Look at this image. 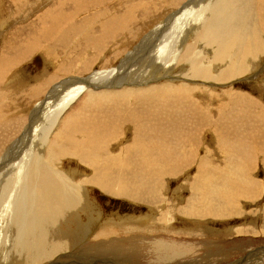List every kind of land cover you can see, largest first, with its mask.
I'll return each instance as SVG.
<instances>
[{"label": "bare ground", "instance_id": "1", "mask_svg": "<svg viewBox=\"0 0 264 264\" xmlns=\"http://www.w3.org/2000/svg\"><path fill=\"white\" fill-rule=\"evenodd\" d=\"M79 1L83 0L58 1L59 5H68L72 8L71 11L63 14L64 18L61 20L71 29L68 28V31L70 30L68 35L57 32L61 27L53 9L39 18L45 21L46 18H51L49 28H41L43 30L40 31L38 29L39 32L35 35L38 26H46L45 21L43 26H41L42 20L35 21V28L23 30L22 34L33 37L36 43H40L38 49L46 47L47 43L51 42L49 43L51 46L46 50L48 55L59 52V49L62 51L69 44L67 39L72 36L70 32L74 34L80 30L84 32L88 23L92 24V21L98 20L95 19L98 15L80 20L76 18L102 8L107 0H88L83 5L84 2L79 4ZM235 1L186 2L181 10L172 14L170 21L167 20L169 22L142 38L134 50L132 49L131 54L127 58L124 57L126 59L122 60L120 65L118 64V68L93 72L82 81L68 78L55 87L48 96L46 95L43 105L33 108L31 114L34 119L28 121L20 137L7 147L0 158V237L3 238V242L0 239V264H44L53 255L65 252L69 250L68 248L73 251L86 248L90 252L88 264H126L128 260L133 261V258H129L131 254L134 257L140 254L138 258L149 264H177L185 253L191 251L190 246L172 244L160 239L141 243L139 245L141 248L137 249L130 242L131 251L127 252L120 244L121 240L112 237V232H109L111 230H102L103 232L98 235L90 237V226L94 225L96 218L90 219L91 207L86 210L85 190L92 188L110 198L132 200L137 198L136 194L139 196L148 194V197L152 198L151 192H153L156 198L163 182L162 178L169 173H172V176L176 173L174 168L177 162L186 169L193 164L196 166L197 174L194 176V186L192 185L195 197L190 202L196 206L198 214L215 219L226 218L234 214L232 210L228 211L232 208L233 200H248L252 195H255L256 199L250 202L251 206H249L251 208L258 206L264 198L262 188L264 183L262 182L261 185L257 180L246 182L235 176L233 172V169L239 170L242 167V162L237 159L239 155L242 156V152L231 148L229 154L226 153L227 168L225 171H217L222 177L216 181L210 175L212 169L202 162L204 161L202 158L197 164L195 163L194 158H197L198 151L193 147L196 143L194 139V141L188 138L172 141L155 135L159 129L158 125L165 124L166 119H173L182 113L177 104L175 105L179 101V106L184 107L190 119L200 120L205 137L210 134L215 140L217 136H221L215 141L217 148H214L213 153L220 154L224 150L220 144L225 139L224 134L228 136L230 130L227 125L231 124L227 113H223L227 109V101L242 105L246 93L241 95L228 92L225 94L228 98L226 99L225 95L219 98L210 91H216L213 90V87L218 85L214 84L215 82L225 83L248 73L253 62L264 54V40L261 38L264 34L260 30L262 35L259 36L255 28L247 25V17L237 15L239 10L237 11V7L232 4ZM24 2L21 3L27 4L28 1ZM260 2L261 0H247L245 5L247 7H243L253 12L255 20L262 25V19L256 15L261 10ZM197 4L199 6H196ZM257 4L259 7H256ZM19 6L21 8V4L16 8ZM186 7L191 11L186 12ZM20 8L18 10H21ZM109 12L110 10L105 13L109 15ZM111 12L113 13L112 10ZM114 17L117 19L119 16ZM115 19L108 23L109 29L117 30L128 25L124 15ZM153 21L157 20L153 19ZM242 32L248 35H241ZM58 34H64L66 39L58 40V36L56 40L54 35ZM13 43V40L5 41L0 54V73L5 64L11 67L13 61L9 59V54L15 48ZM33 52L30 45H25L21 48V57ZM48 58L50 60L51 57ZM79 61L85 68L89 60L82 56ZM164 73L170 77L178 73L185 82L172 79L158 84L152 83L164 77L162 75ZM2 74L3 72L0 75ZM192 80L197 83L191 84ZM207 82L214 83L206 87L204 84ZM84 93L89 94L85 104L79 108V111L77 110L78 113L76 112L74 117L72 115L68 118L64 117L66 119L61 121L65 112ZM197 97L210 103L206 105L205 112H202V109H188L197 101ZM221 99H225L226 103L221 104ZM250 102L251 100L245 101V103ZM173 109L174 112L170 111ZM211 109L215 110L214 114ZM217 127H222V131ZM236 133L238 134L237 131ZM194 138L197 140V137ZM164 159L165 162H162ZM76 161L85 165L88 170L82 174L77 170L74 171L75 168L71 169L72 172L64 169L66 162ZM236 162L239 163L240 168L235 166ZM262 163L264 165V158ZM165 166H171L167 168L171 171H160ZM248 167L249 165L245 167L246 170ZM228 176L235 178L233 183L230 182V186H225L224 179ZM259 186L262 192H256ZM165 203L167 204V200ZM242 206L244 207V204ZM187 213L191 214L192 211L188 210ZM82 215L86 218L85 223L79 220ZM252 216L259 218L260 223H264V206L257 210L256 216L254 213ZM126 220L127 218L123 221L125 231H136L134 229L142 227L138 222L131 225ZM71 225H76V230L71 229ZM103 225L105 228L113 226L109 219H106ZM87 240L89 243L84 247L83 244ZM263 254L252 255L249 259L255 260V256ZM243 260L245 258L239 262Z\"/></svg>", "mask_w": 264, "mask_h": 264}, {"label": "rangeland", "instance_id": "2", "mask_svg": "<svg viewBox=\"0 0 264 264\" xmlns=\"http://www.w3.org/2000/svg\"><path fill=\"white\" fill-rule=\"evenodd\" d=\"M24 1H28L26 2L28 5L24 4ZM58 1L60 0H0V6H2L0 7V54H2L5 41L13 40V44L15 45V48L9 54V59L14 63H11L10 68L5 64L1 71L4 76L3 74L0 75L3 76L0 77L2 79L0 80V158L7 150V147L20 137L24 128L28 125V121L34 119L31 114L33 113V108L36 109L37 106L39 107L43 105L45 99L55 87L59 86L68 78H74L72 79L74 81H82L84 78L89 77V75L91 76L93 72L96 73V71L99 70L104 71L115 69L122 60H125L131 54L134 48L142 41V38L147 37L152 31L169 22L173 13L179 9L181 10L186 2H190V0H107L103 3L102 8L89 11L76 18V20H80L81 18L98 15L95 17V19L98 20L92 21V24L88 23L90 26H86V31L84 30L83 32L80 30L79 32H75V34L70 32V34L72 33V36H69L67 39L69 42L68 46L66 45L65 47L67 51L65 48L62 49V51L59 49V52L57 51L52 55H48V53L46 54V50L51 46V44H49L51 42H48L46 47H40V49H38L40 43H36L33 37H27L22 33L29 30L30 27L34 29V24L37 21L42 20L39 18H41V16L43 17L46 12L53 9L57 15V22L61 27L57 32L68 35V32L71 29L69 28V25L63 24L61 20L64 18L63 14L71 11L72 8L68 5H59ZM243 1L244 0H236L235 2H232L234 7H237V11L239 10L237 15L247 17V25L251 28H255L259 36H261L264 34V0H261V10L256 14L262 19V25H260L259 21L255 20L253 12L244 9V7H247L245 6L247 0ZM80 2H84L82 3L83 5L88 2V0L79 1V4H81ZM20 4L21 8L20 6L16 8ZM196 6H199V4ZM256 7H259V4H257ZM19 8L21 10H18ZM108 10H110V17L105 13ZM187 11L190 12L191 10H188L186 7V12ZM240 12L241 14H239ZM105 15L107 16L105 17ZM123 15L126 17L127 26L129 27L125 28L127 26H123V28L120 27L117 30L114 28L109 29L108 23L114 21V16H119L117 18L119 19ZM46 19V21L45 19L42 20L41 24V26H43L46 22V26H38L35 35H37V32H39L41 28H49L51 18ZM153 19L157 21L155 22ZM68 28L70 29L69 31ZM260 30L262 31V34H260ZM19 32L21 33L19 34ZM64 34L54 36L56 40L58 36V40H62L66 39ZM62 35L64 38H62ZM241 35L248 34L242 32ZM261 38L264 40V35H262ZM25 45H30L34 52L32 54L28 53V56L24 55L21 57V48ZM71 46L72 48H70ZM106 48L109 50H106ZM42 53H44V55ZM67 53L68 55H66ZM52 56L55 57L53 58ZM82 56L86 58V60H89L85 68L84 66L82 67V63L79 61ZM48 57H51L50 60ZM253 63L254 64L250 66L249 72L237 79L225 83L213 82L218 85L213 87V90L216 89L215 92L210 91L213 95L219 98L223 97L228 92H235L241 95L246 93L244 95L246 99L241 102L242 105H237L234 101H227V109L224 110L223 113H227V118L231 124L227 125V128L230 130V135L228 134V136H226L224 134L223 137L225 139L220 144L221 147L224 148V152L222 151L220 154L213 153L214 148H217V143L215 141L221 136H217L215 140L210 134L205 137L206 134L204 132V127H202L200 120L198 118L190 119V115L186 112L184 107L182 105L179 106V101L176 102L175 105L177 104L176 106H178L182 113L178 114L173 119H166L167 121L165 124L158 125L159 129L156 132L157 134H155L159 138L165 137L172 141H179L180 139L186 138L191 141L195 140L196 143L193 144V147L198 151L196 153L197 158H194L195 163L197 164L199 162L198 160L202 158V160H204L202 162L212 169L210 175L214 180L216 179V181H219L222 177L217 171H225V168H227L228 163L226 153L229 154V151L233 148L234 151L242 152V156L239 155L240 157H237V159L242 162V167L240 168L239 163L237 164L236 162L235 166L240 169H233V172L235 173L234 175H237L246 182L257 180L261 185L262 182L264 183V165L262 163L264 158V54ZM5 66H7L8 69L5 68ZM217 71L218 70H215V72ZM162 75L164 77L160 78L161 80L158 79L152 83L158 84V82H165V80L167 82V80L171 81L172 79L174 81L180 79L181 81L179 80L178 82H185L178 73L172 75L173 77L166 76L165 73ZM190 83L195 84L197 81L192 80ZM213 83L207 82L204 85L207 87ZM88 94L89 93H84L81 95L77 100L78 102L76 101L73 103L70 106V109L65 112V115L61 117V121L65 120L70 115L74 117L77 110L79 111V108L85 104ZM225 98L228 99L226 95ZM247 100H251V102L245 103ZM220 103L224 104L226 103V100L221 99ZM207 104L209 105L210 103H206L204 100H201L200 97H197V101L188 109H202L201 111L205 112ZM50 105H52V103ZM170 111L174 112V109ZM210 111L212 114L215 113V110L213 109ZM221 124L222 123H219V125ZM219 128L222 131V127ZM219 131L220 130H218V132ZM194 137H197V140ZM220 145H218L219 149ZM202 148L205 150L203 151ZM205 151L207 152L205 153ZM255 158H257L256 161ZM219 161H221V163ZM162 162H165V159L162 160ZM248 165L249 167L246 170L245 167ZM169 167L171 166L162 167V170L160 169V171L165 170V172H170L171 169L170 171L167 169ZM195 167V164H193L192 167L186 169L185 167H181L180 163L177 162L174 168L175 170L173 169L176 173L173 174V176L172 173H169V175L167 174V176L162 178L163 182L159 187V195L156 198H154V194L151 192L152 198H149L148 194L143 196L136 194L137 198H135V200L130 198L116 199L110 198L92 188H86V210L88 207H91L90 219L96 218L94 225L91 224L90 226L91 233L89 236L94 237L104 230H111L109 232H112V237L121 240L120 244L127 252L131 251L132 246H136L137 249L141 248L139 246L141 243L154 242L160 239L165 242H171L172 244L177 243V245L183 244L190 246L191 251L185 253L182 260L177 264H230L239 262L243 258H245V260L238 264H264V223H260L261 221L259 218L252 216V213L256 216L257 210L263 208L264 198L261 199L258 206L252 208L250 207V202H253L256 199L255 195H252L250 199L244 201H241L240 199L233 200L231 202L232 208H229L228 211L232 210L234 214L222 219H215L198 214V212H196V206L190 202V200L195 197V193L192 192V187L194 186L193 183L195 182L194 176L197 174ZM220 167L222 168L220 169ZM73 168H75V170ZM86 168L85 165H82L77 161L70 163L66 162L64 167V169L69 172L77 170L80 173L86 172V170H88ZM234 178L235 177L232 176L225 178L224 185L230 186L229 184L230 182L233 183ZM186 188L189 190L187 191ZM262 188L264 190L263 186ZM263 190H261V187L259 186L256 192H262ZM166 200L167 204L165 203ZM197 201H199V199ZM243 204L244 207L242 206ZM188 210H191L192 213L188 214ZM126 218V221L129 224L134 225L136 222V224H142V227L134 229L136 231H125L123 221H125ZM106 219L112 221V227H104L103 223ZM79 220L82 223L86 222V218L83 215ZM246 228L247 230H245ZM71 229L76 230V225H71ZM0 239L1 242H3L2 236ZM88 240L83 244L84 247H87L86 244L89 243ZM130 242L132 243V246ZM6 245H8V243H6ZM68 249L69 250H66L65 252H58V255H53L50 258L51 260L49 259L44 264H88L90 252L87 251L86 248L85 250L74 251L70 248ZM256 254L263 255L255 256V260L249 259V257ZM138 257H140V254H136L135 257L131 254L129 258H133V261L131 262L128 260L126 264H149L142 258Z\"/></svg>", "mask_w": 264, "mask_h": 264}]
</instances>
